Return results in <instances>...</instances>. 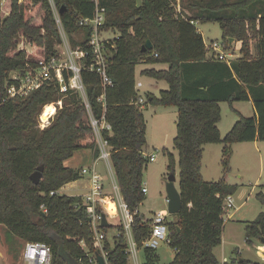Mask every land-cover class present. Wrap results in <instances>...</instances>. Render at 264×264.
Instances as JSON below:
<instances>
[{
	"label": "trees",
	"instance_id": "trees-1",
	"mask_svg": "<svg viewBox=\"0 0 264 264\" xmlns=\"http://www.w3.org/2000/svg\"><path fill=\"white\" fill-rule=\"evenodd\" d=\"M97 1L106 9L102 33L112 29L119 35L111 39L107 50L113 86L106 89L100 102L101 77L84 70L82 79L93 115L97 119L105 116L111 125V131L105 130L101 136L108 142L121 196L134 216L132 235L143 250V264L160 261L157 249L143 247L152 228L150 219L139 212L146 200L144 171L150 161L145 155L144 104L178 111L174 147L179 153L182 208L175 215L176 222L168 221L169 245L176 251L173 264H218L214 251L223 241L225 200L236 191L226 181L232 147L264 142V0H199V13L190 18L178 13V3L183 0H140V4L138 0ZM53 2L65 34L73 45L80 46L73 36L85 33V38L89 37L91 28L81 27L79 22L94 16V0ZM197 21L218 22L225 50L233 46L231 39L241 42L240 56L230 63L213 53L208 57L210 51L196 28ZM147 40L154 48L144 53ZM57 44H61V33L49 0H0V225L26 243L48 245L51 264H90L82 243L89 254L99 251L92 244L91 219L82 198L59 195L63 187L82 179V169L68 167L66 161L79 151H92L94 160L100 156L90 113L78 93H61L56 82L49 81L28 96L10 98L7 92L15 84L13 72L35 69L41 59L57 54ZM82 46L87 49L86 42ZM140 63L167 65V69H145L141 76L164 81L169 89L161 90L159 97L137 89L136 66ZM70 75L65 72L66 82ZM142 94L147 100L137 105ZM251 99L254 115L240 116L222 137L220 104ZM59 100L63 108L50 125L44 130L37 128L44 107ZM210 144L223 146V178L218 182L205 181L202 175L204 148ZM41 166L43 178L35 185L30 177ZM168 170L175 175L172 154ZM257 198L264 203V192ZM108 229L101 228L104 233ZM246 232L249 244L252 237L263 241L264 213L248 224ZM113 241H105L109 264H131L126 237L121 234Z\"/></svg>",
	"mask_w": 264,
	"mask_h": 264
},
{
	"label": "rangeland",
	"instance_id": "rangeland-1",
	"mask_svg": "<svg viewBox=\"0 0 264 264\" xmlns=\"http://www.w3.org/2000/svg\"><path fill=\"white\" fill-rule=\"evenodd\" d=\"M2 1L4 2L5 0ZM204 1L206 3H212L214 0ZM140 3L141 1L138 0V4ZM198 3L199 0H183V3H178V13L185 18L195 17L199 13ZM193 4L197 7H190ZM183 5L188 7V9H183ZM196 23V28L203 35L207 48L214 42L220 44L223 42V33L218 22L209 21L202 23L197 21ZM84 35L85 33L79 36L74 35L73 39L76 43H81L85 38ZM103 36L107 39H115L119 35L110 29ZM66 39L72 49L79 46V44L76 46L73 45L67 36ZM30 49L28 47V50ZM56 50L57 54L55 56L62 55L64 52V40L62 36L61 44L56 45ZM240 50L241 43L236 42L234 46L227 50V53H233L234 58H236L240 56ZM209 55H211L210 52ZM149 68L161 70L167 67L165 65H148L143 63L136 66V81L144 84L142 93H151L159 97L160 91L169 89V85L164 81L158 82L150 78L142 77L141 72ZM153 85H158V89L153 87ZM220 106L221 121L218 127L222 137L226 136L234 124L240 119V116L252 117L254 115L252 102H234L233 104L224 102ZM142 112L147 123V146L145 148V155L155 157V161H149L147 169L144 171V186L147 187L148 193L146 194V200L139 208L140 214L148 220L155 213L162 210H167L168 212L166 186L171 175V172L168 170L169 154H172L175 158V186L180 190L179 153L174 147V139L177 135L178 111L175 107L164 108L144 104ZM46 125L49 126L50 124L47 122L45 123ZM37 128L44 130L39 125ZM259 147L260 151L258 152L253 143L233 146V155L230 162L231 170L227 175L226 181L227 184L236 187V191L232 195L235 208L231 210V214L233 215L232 220H228L226 216L224 217L223 241L214 251L218 264H239V260L264 264V243L258 237H252L250 239L251 244H249L246 232L248 224L253 222L260 214L264 213V203L257 198L260 192H264V142H260ZM108 151H110V148H108ZM84 152L79 151L75 153L72 159L65 162V165L72 166L76 170H80L83 166H92L94 160L93 154H91V160ZM100 156L96 160H99ZM222 157V145L214 144L205 149L202 160V175L205 181L218 182L223 178ZM96 170L103 178L106 191L111 192L112 174L107 163L100 160ZM89 187L90 182L88 178L81 179L63 187L59 191V195L82 196L88 192ZM41 211L44 212V210ZM111 211L114 212V210ZM176 220L175 215L169 214L168 221L170 223L176 222ZM109 221L110 224L115 225L106 231L107 240L109 244H112L114 238L117 237L116 231L123 233V229L119 228L120 220L110 219ZM41 222L42 224L44 223L43 219L40 218L39 224ZM26 244L23 239L11 234L5 226L0 225V264L3 263L5 257L8 258V262L11 264H28L23 259ZM157 253L160 256L158 264H173L176 251L168 243L160 241ZM138 260L140 264L144 263L143 250H138ZM130 263L133 264L131 258Z\"/></svg>",
	"mask_w": 264,
	"mask_h": 264
},
{
	"label": "built area",
	"instance_id": "built-area-1",
	"mask_svg": "<svg viewBox=\"0 0 264 264\" xmlns=\"http://www.w3.org/2000/svg\"><path fill=\"white\" fill-rule=\"evenodd\" d=\"M53 6L56 21L59 25L61 36L64 40V52L62 55L51 56L50 58L41 59L35 69H30L24 72H13L11 74V80L15 84L11 85L7 92L10 98L19 96H28L30 93L38 90L45 83L52 81L60 85L61 93H68L72 91L78 93L83 99L86 108L90 113V119L94 128L95 134L98 139L99 148L101 150V156L99 160H103L109 166L112 174V191L107 192L103 178L97 172L95 167L84 168L81 171L82 179L88 178L90 187L85 195L80 196L82 203L86 207V211L91 219V226L93 231V247L99 252H93L89 254V248L86 243H82V249L89 255L90 264H98L97 254H100L106 264L108 261V252L105 250V241L107 239L106 233L101 230L102 216L106 215L108 222L112 220H120L123 233L116 231L117 236L123 234L127 239L128 248L126 254L133 260V264H140L138 260V250L133 235L132 228L134 224V216L131 213L128 205L123 200L118 184L116 182L114 172L111 165V153L108 151V142L102 138V132L105 130L111 131V125L105 120V116L97 119L91 110L89 104L86 88L82 79V72L89 71L98 74L101 77L103 93L99 98L100 102L105 99L106 89L113 86V82L108 75V45L111 44V39H107L103 36L102 27L106 22V9L101 7L97 0L95 2V14L92 18L81 19L79 25L84 28H91L88 38H84L81 41L80 46L72 49L69 45L66 34L61 26V20L58 14V10L55 7L53 0H49ZM86 42V48L82 46V43ZM209 51L216 55L220 61L230 63L234 59L233 53H227L225 45L223 43L214 42L208 47ZM91 57V61H89ZM155 57H158L156 54ZM65 72L71 73L68 82L65 81ZM144 87L142 82H138L137 89L142 90ZM144 94L139 97L137 105H143L146 102ZM57 109V112L63 108L62 100L53 103ZM46 107H44L45 109ZM44 109L42 114L44 113ZM56 112V114H57ZM39 116V127L45 129V123H49L55 117L51 116L47 122H44ZM41 119V120H40ZM150 162L155 161L154 156H147ZM143 193L146 195L148 189L143 185ZM54 193H52L53 195ZM107 201H111L114 204V213H111L107 208ZM235 207L234 199L232 196H228L225 200V215L227 218H231V210ZM44 210V209H43ZM46 210H44V213ZM168 216L167 211H160L153 215L150 219V226L152 228L150 237L144 241V248L157 249L160 241L170 243L169 228H168ZM113 226V224H111ZM23 259L28 264H51V248L42 243H27L23 253Z\"/></svg>",
	"mask_w": 264,
	"mask_h": 264
},
{
	"label": "water",
	"instance_id": "water-1",
	"mask_svg": "<svg viewBox=\"0 0 264 264\" xmlns=\"http://www.w3.org/2000/svg\"><path fill=\"white\" fill-rule=\"evenodd\" d=\"M63 10L64 9L61 10L60 15L63 14ZM231 42H233V39H231ZM153 48L154 47L152 42L150 40H147L146 44L142 48V52L146 53L148 51H152ZM43 171H44V167L41 166L38 168V170L35 173L31 175L30 180L32 181L33 184L35 185L40 184L43 178ZM175 181H176L175 175L174 174L170 175L166 186V190L168 194V213L170 215H177L182 208L181 194L175 186ZM41 214L42 216H45L44 212H42ZM39 225H42V222ZM111 226L112 225L108 222L106 215H103L101 227L107 229V228H111ZM262 242H264V239ZM65 257L69 259V257L67 256ZM96 257L98 264H106L105 259L100 254H97ZM74 264H78V262H74Z\"/></svg>",
	"mask_w": 264,
	"mask_h": 264
},
{
	"label": "crops",
	"instance_id": "crops-1",
	"mask_svg": "<svg viewBox=\"0 0 264 264\" xmlns=\"http://www.w3.org/2000/svg\"><path fill=\"white\" fill-rule=\"evenodd\" d=\"M197 24V23H196ZM204 38V37H203ZM234 41V40H233ZM204 42H205V39H204ZM232 43V42H231ZM236 42L234 41L233 42V46H234V44H235ZM241 43V42H240ZM205 45H206V43H205ZM206 47H207V45H206ZM241 47H242V43H241ZM210 54L212 55V53L210 52ZM211 55H208V57L209 56H211ZM239 57V56H238ZM237 58V57H236ZM167 68H168V66L167 65H165ZM166 68V69H167ZM144 85V84H143ZM153 87H155L156 89H158V85H153ZM151 88H152V86H151ZM144 94H146V93H144ZM248 102H252V104H253V101H252V99L250 100V101H248ZM253 144H254V146H255V149L259 152L260 151V147H259V143L260 142H252ZM239 144H246V143H239ZM210 145H214V144H210ZM210 145H206L205 146V148H204V152H205V149L206 148H208V146H210ZM235 145H238V144H235ZM234 146V145H233ZM233 148V147H232ZM85 153V155H87L88 157H89V159H91V157H92V151H90V150H87V151H85L84 152ZM92 160V159H91ZM99 161L100 160H93V162H92V166H90V167H85V166H83V167H81V169H84V168H92V167H95L96 169H97V167H98V164H99ZM68 167H70V166H68ZM71 168H73L72 166H71ZM70 184H72V183H70ZM70 184H68V185H70ZM234 204H235V202H234ZM235 208V207H234ZM162 211H167V210H162ZM156 214V213H155ZM228 220H232L233 219V216L231 217V218H227ZM2 264H11V263H9L8 262V258L7 257H5L4 258V260H3V263Z\"/></svg>",
	"mask_w": 264,
	"mask_h": 264
},
{
	"label": "bare ground",
	"instance_id": "bare-ground-1",
	"mask_svg": "<svg viewBox=\"0 0 264 264\" xmlns=\"http://www.w3.org/2000/svg\"><path fill=\"white\" fill-rule=\"evenodd\" d=\"M56 112H57V109H56L54 104L52 106L47 105L46 108L44 109V113L42 115L44 122H47L51 116H54L56 114ZM107 202H108V204H107L108 210L111 213H114L113 211H111V210H114V204L111 201H107Z\"/></svg>",
	"mask_w": 264,
	"mask_h": 264
}]
</instances>
